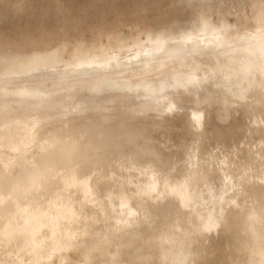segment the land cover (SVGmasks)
<instances>
[{"label":"bare ground","instance_id":"bare-ground-1","mask_svg":"<svg viewBox=\"0 0 264 264\" xmlns=\"http://www.w3.org/2000/svg\"><path fill=\"white\" fill-rule=\"evenodd\" d=\"M219 20L0 54V264H264V3Z\"/></svg>","mask_w":264,"mask_h":264},{"label":"rangeland","instance_id":"rangeland-1","mask_svg":"<svg viewBox=\"0 0 264 264\" xmlns=\"http://www.w3.org/2000/svg\"><path fill=\"white\" fill-rule=\"evenodd\" d=\"M264 0H0V54L43 55L67 60L120 39L145 37L203 16L224 17L238 30ZM215 147V145L213 146Z\"/></svg>","mask_w":264,"mask_h":264}]
</instances>
